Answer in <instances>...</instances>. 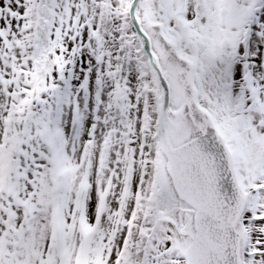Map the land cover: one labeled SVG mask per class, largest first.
I'll list each match as a JSON object with an SVG mask.
<instances>
[{
  "label": "snow or ice",
  "instance_id": "obj_1",
  "mask_svg": "<svg viewBox=\"0 0 264 264\" xmlns=\"http://www.w3.org/2000/svg\"><path fill=\"white\" fill-rule=\"evenodd\" d=\"M0 264H264V0H0Z\"/></svg>",
  "mask_w": 264,
  "mask_h": 264
}]
</instances>
